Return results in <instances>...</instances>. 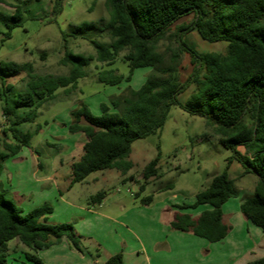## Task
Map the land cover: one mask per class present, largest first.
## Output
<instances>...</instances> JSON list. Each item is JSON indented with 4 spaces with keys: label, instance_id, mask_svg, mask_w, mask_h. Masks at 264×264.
<instances>
[{
    "label": "trees",
    "instance_id": "1",
    "mask_svg": "<svg viewBox=\"0 0 264 264\" xmlns=\"http://www.w3.org/2000/svg\"><path fill=\"white\" fill-rule=\"evenodd\" d=\"M65 0H55L53 13L62 12ZM5 3V0H0ZM109 18L104 29L110 41L91 39L95 54H74L66 49L61 64L68 68L65 75H39L30 63L0 61V75L15 76L26 73V89L18 91L5 84L2 78L0 100L5 118V135L13 141L0 139V177L2 161L17 155L23 147H29L31 133H23L20 127L36 121L39 110L56 98V92L64 89L71 93L78 88V81L87 76L86 68L97 62V80L100 83L118 86L130 81L136 69L151 68V74L138 90L127 88L110 104H101V115L95 116L82 105L71 112L72 134L82 133L87 138L82 152L73 159L71 184L82 182L97 171L118 169L128 171L131 164L126 158L132 152L136 140L160 134L173 106L200 116L208 127L219 135L220 143L232 152L223 172L214 176L210 185L196 195L193 205L182 209L210 205L197 217L177 214L171 222L173 229L191 232L209 242L223 240L231 226L225 223L222 205L237 196L235 181L229 176L233 162L241 164L242 175L254 174L258 181L254 194L241 203L242 214L264 230V0H106ZM24 10L15 6V12L5 17L4 42L12 36V30L21 25ZM193 15L190 24L171 27L184 17ZM99 27L96 22L73 25L67 37L84 35ZM196 30L208 42H227L224 52L201 53L194 46L183 42L181 34ZM103 30V28H99ZM175 39L178 44L172 51L170 64L159 45L163 40ZM189 53L193 73L185 82L178 77L177 66L181 54ZM128 62V78L111 67L122 54ZM191 85L194 90L185 103L179 95ZM10 95V96H9ZM161 156L149 161L144 169V183L137 197L145 191L149 180H159L158 163ZM134 180L133 175L126 180ZM1 180V179H0ZM172 188V185L169 186ZM106 197L103 192L92 196V203H100ZM143 205L153 202V196L141 198ZM49 206L23 211L8 197L0 182V264H9L12 254L10 243L18 239L29 251H22L24 259L41 264L39 251L58 244L64 237L73 247L82 251L74 225H49ZM16 252L15 249H13ZM106 264H123V255H113ZM248 264H264L259 258Z\"/></svg>",
    "mask_w": 264,
    "mask_h": 264
},
{
    "label": "rangeland",
    "instance_id": "2",
    "mask_svg": "<svg viewBox=\"0 0 264 264\" xmlns=\"http://www.w3.org/2000/svg\"><path fill=\"white\" fill-rule=\"evenodd\" d=\"M54 1L0 2V61L31 62L39 75H65L68 68L61 64V60L66 49L74 54L94 55L91 39L110 41L108 30L104 29L109 18L106 0H65L62 12L56 15L53 13ZM16 5H21L24 10L21 25L12 30L10 39L2 42L4 33L8 31L4 18L14 14ZM193 20V15H190L175 23L171 27L172 35L177 26L190 24ZM84 22H96L103 30L98 28L84 35L67 37L65 42L62 33H71L73 25ZM181 39L204 54L224 52L227 47L224 41L203 40L194 29L182 33ZM177 47L175 39L167 38L160 43L159 49L165 53L167 65ZM123 55L113 66L104 68L116 69L126 79L130 69ZM180 58L178 77L185 82L192 75L193 66L189 53L183 52ZM96 66L100 64L95 61L90 63L86 68L87 76L78 81L75 91L68 94L59 89L55 100L40 108L36 121L19 128L23 133H31L30 146L23 148L17 156L1 162L2 188L23 214L49 206L53 209V213L48 215L49 225H74L83 253L65 238L63 243L37 253L41 264H106L110 254H122L123 257L127 254L126 264H150L148 256H151L152 264H179L177 250L169 252L168 249L153 248L154 253L151 249V245L158 240L168 241L172 247L177 244L176 238L171 237V229L161 221L162 207L175 203L193 205L196 195L209 187L214 176L225 170L232 152L222 146L219 135L207 126L204 118L191 115L175 105L160 134L133 142L132 152L126 158V162L131 164L128 171H97L84 181L71 184L73 159L69 149L74 148L79 140V134L68 130L73 120L71 112L85 105L93 115L100 116L101 104H107L111 111H115L110 104L111 98L118 97L129 87L140 89L152 71L151 68L136 69L130 81L126 79L118 86H110L98 82ZM26 76V73L0 75V87L3 78L5 84L13 85L18 91L25 90ZM193 90V85L188 87L179 95V101L185 103ZM2 107L0 100V139L13 141L10 134L3 133L6 121ZM79 151L75 150V155ZM158 155L161 156L159 172L163 176L159 180H149L145 191L137 197L140 185L144 183V169ZM235 165L241 167L238 163ZM228 172L236 188L242 185L254 189V174L240 178L243 175L233 166ZM132 175L134 180H126ZM100 192L106 197L100 203H92V196ZM150 195L153 202L149 206L143 205L141 198ZM187 211L195 214L197 209ZM186 245L189 247L184 254L187 263L188 260L196 262L193 246ZM10 248L9 264H36L24 259L21 252L29 250L18 239L11 241ZM162 256L165 262L161 261Z\"/></svg>",
    "mask_w": 264,
    "mask_h": 264
},
{
    "label": "crops",
    "instance_id": "3",
    "mask_svg": "<svg viewBox=\"0 0 264 264\" xmlns=\"http://www.w3.org/2000/svg\"><path fill=\"white\" fill-rule=\"evenodd\" d=\"M76 134H79V140L76 141L74 148L69 149L71 152L70 154L72 159L76 158L81 154L83 145L87 139L82 133H76ZM79 142L81 143L80 146H78ZM23 148L21 149V151L23 150ZM77 149L78 150L80 149L81 151H79L77 155H75V150L77 151ZM20 152L18 154H20ZM235 163L238 162H233L230 165V168L233 166L235 171L243 174L242 173L243 168L241 164L238 163L241 166L239 167V165H235ZM230 174L229 176L231 178ZM246 176H249V174L240 176V178ZM254 178H255L254 181L256 183L258 181V177L255 175ZM236 190H237V196L229 198L221 207L222 212H224L223 218L225 223L231 226L229 233L223 240L218 242H209L201 237L194 235L191 232H183L173 229L171 227V222L173 221L175 215L183 213L190 215L192 218H195L199 214H201L202 211L212 209L213 208L212 206L201 205L197 208L182 209L181 207L186 206V204L185 205H180L176 203L165 204L162 207L160 218L161 221L167 224L168 227L171 229V232L173 233L171 237L176 238L175 240L177 244H175L172 247L168 241L158 240L154 242L153 246L151 245L152 252H154L153 248L158 250L168 249L169 252H172L173 249L175 251L177 250L176 253L179 255L177 257L179 264H191V263L192 264H248L253 260L264 258V230L260 226L253 223L250 219L246 218L242 214L243 212H241L240 210L241 203L247 198L253 196V194L255 193L254 189H247L246 186L238 185ZM189 209L190 210L197 209V212L195 214H191L190 212L187 211ZM65 238L66 237H64L60 243L54 244L50 248L45 250H49L53 246L63 243ZM186 243H189L191 248L193 246V250L195 252V255L197 256L196 257L197 259L195 260L196 262L194 261L190 262L191 260L190 261L188 260L187 263V257H185L184 254L187 253L186 251L187 249H189V247L187 248ZM79 252L83 253V251H79ZM139 254L141 253L139 252ZM113 255L115 254L108 255L107 259L111 258ZM126 255L127 254H124L123 257V262H125V264L127 263ZM159 259L160 256L158 257V260ZM148 261H150V264H152L153 260L151 256H148ZM161 261H164L163 256L161 257Z\"/></svg>",
    "mask_w": 264,
    "mask_h": 264
}]
</instances>
